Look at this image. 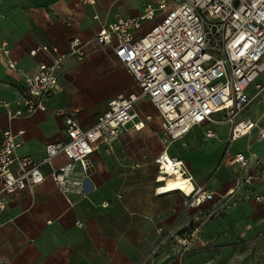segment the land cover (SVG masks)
I'll list each match as a JSON object with an SVG mask.
<instances>
[{"label": "crops", "instance_id": "crops-1", "mask_svg": "<svg viewBox=\"0 0 264 264\" xmlns=\"http://www.w3.org/2000/svg\"><path fill=\"white\" fill-rule=\"evenodd\" d=\"M159 1L0 0V43L7 41L10 48L9 56L0 51V143L10 124L16 130L23 128L19 152L40 159L47 143L67 137L59 108L75 111L88 127L118 94H141L135 76L112 46L92 43L83 59L65 58L47 110L10 122L2 105L19 95L27 73L36 71L41 60L50 59L45 52L32 55V48L54 44L65 52L73 35L93 37L104 18L112 20L117 12L139 14L147 3ZM167 1L156 20L177 4V0ZM154 22L145 21L143 28ZM9 59L16 61L17 68L9 66ZM251 84L247 89L251 97L257 87L263 84L264 88V82H257L256 89L250 90ZM262 94L238 115L239 120L251 118L255 125L233 141L226 121L195 124L172 139L151 97L142 94L135 104L136 119L144 118L146 125L136 129L128 123L110 149L102 144L90 155L87 172L77 168L82 192L76 187L65 193L54 180L52 166L67 161L61 152L44 166L46 177L32 190L5 195L6 205L0 208V264H184L169 253L170 237L196 229V243L206 222L211 234L254 240L264 253V202L256 199L264 191ZM209 128L216 134L208 135ZM238 152L250 158L248 166L231 161ZM163 153L181 161L184 175L192 176L196 186L213 191L214 198L190 206L179 189L158 192L168 183L159 180L158 157ZM171 176L176 174H167V180Z\"/></svg>", "mask_w": 264, "mask_h": 264}, {"label": "built area", "instance_id": "built-area-1", "mask_svg": "<svg viewBox=\"0 0 264 264\" xmlns=\"http://www.w3.org/2000/svg\"><path fill=\"white\" fill-rule=\"evenodd\" d=\"M95 2L96 0H89ZM169 2L147 3L139 14L126 15L117 12L114 19H103L99 31L89 39L73 35L69 48L61 52L54 44H42L31 49L32 55L50 54V59L39 62L36 71L27 73L23 88L13 100H3L8 118L47 110V100L59 83L60 66L68 56L83 59L90 43L112 46L120 62L135 76L141 86V94L120 93L110 100L109 107L96 115L93 124L85 127L75 111L59 108L63 115L67 137L47 143L42 158L20 153L25 129H14L10 124L4 130L0 143V208L6 205L5 195L22 190H32L46 174V164L64 152L67 161L52 166V176L60 189L68 193L76 187L83 191V180L77 176V168L87 172L90 155L102 144L110 149L119 135L133 122L136 129L146 125L144 118L136 119L135 104L142 94L151 97L160 111L163 123L172 139L182 137L193 125L206 121L229 122L230 140L248 133L255 125L251 118L238 119V115L252 102L247 91L264 67V0H177L162 18L159 10ZM100 18L99 13L95 14ZM155 20L150 28L144 22ZM0 51L9 56L8 42L0 43ZM11 68H17L15 60H8ZM208 135H215L209 128ZM264 136V128L261 129ZM174 160V159H173ZM162 176L168 182V155L158 157ZM231 161L248 166L250 158L244 152L236 153ZM174 167L179 161H174ZM182 174L186 173L181 164ZM179 167L175 169L177 174ZM193 184L188 192L190 206H199L213 199L215 193L204 186ZM166 185L158 192L166 191ZM264 202V191L256 195ZM198 237L197 230L177 235L176 244L184 255Z\"/></svg>", "mask_w": 264, "mask_h": 264}, {"label": "rangeland", "instance_id": "rangeland-1", "mask_svg": "<svg viewBox=\"0 0 264 264\" xmlns=\"http://www.w3.org/2000/svg\"><path fill=\"white\" fill-rule=\"evenodd\" d=\"M91 45L92 43H90V47ZM96 47L95 45L94 48ZM257 82H264V70L262 75L251 84L250 90L256 89ZM262 86L257 87L254 92L252 104H255L263 96L264 88ZM199 235L200 240L196 243L193 241L187 249H183L184 255L182 256L175 236H171L170 241L173 243V248L169 253L178 255L184 260V264H263L264 253L254 240L248 241L235 238V236L224 239L221 235L215 236L211 234L207 222L201 226Z\"/></svg>", "mask_w": 264, "mask_h": 264}, {"label": "bare ground", "instance_id": "bare-ground-1", "mask_svg": "<svg viewBox=\"0 0 264 264\" xmlns=\"http://www.w3.org/2000/svg\"><path fill=\"white\" fill-rule=\"evenodd\" d=\"M169 159L171 160V162H167V172H171V175L175 172L176 167H174L173 165L175 164L174 160L168 156ZM182 164L181 161H179V171L177 174H179V176H171L168 179V183L166 185V190L167 191H171V190H175V189H184L186 191H190L192 189L193 184L188 180V178H186L187 176H185L184 174H182L181 169H180V165Z\"/></svg>", "mask_w": 264, "mask_h": 264}]
</instances>
